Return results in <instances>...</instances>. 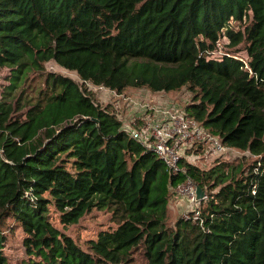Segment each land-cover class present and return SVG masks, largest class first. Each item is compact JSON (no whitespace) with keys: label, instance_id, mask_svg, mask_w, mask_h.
I'll use <instances>...</instances> for the list:
<instances>
[{"label":"trees","instance_id":"trees-1","mask_svg":"<svg viewBox=\"0 0 264 264\" xmlns=\"http://www.w3.org/2000/svg\"><path fill=\"white\" fill-rule=\"evenodd\" d=\"M223 38L243 44L247 61L213 57ZM48 62L81 84L48 74L26 109L0 99V264H11L3 227L23 234L19 264H132L135 254L143 264H264V0H0L4 94ZM88 84L186 88L183 112L255 160L207 171L182 161L171 175ZM186 179L207 199L195 220L170 227V189ZM50 209L64 227L108 210L117 227L81 249Z\"/></svg>","mask_w":264,"mask_h":264},{"label":"rangeland","instance_id":"rangeland-1","mask_svg":"<svg viewBox=\"0 0 264 264\" xmlns=\"http://www.w3.org/2000/svg\"><path fill=\"white\" fill-rule=\"evenodd\" d=\"M232 26L235 30L240 29V26L236 23H233ZM228 44L229 42L226 38L221 39L213 57L218 58L225 54H233L244 62L247 61V55L244 51L245 46L243 44L235 48L229 47ZM48 74L62 75L81 84L75 73L60 68L54 62H48L44 65V69L41 72L31 73L19 89L6 95L4 92L7 93L6 87H8L9 71L7 69H0V99L5 98L8 103L14 105V108L18 107L17 103H19V107L21 106L26 109L38 98V93L44 88V80ZM86 89L92 94V97L99 105L107 106L113 102L109 95L97 86L88 84L86 85ZM124 95L130 98L131 104L129 108L125 109L124 115L121 116L122 122H124L122 125L124 128L129 127L132 130L137 129L141 123L140 119L145 115H151L152 119L155 120L157 116L156 111L162 109L183 111L185 105L191 102V93L186 88L170 93H154L145 88H130L124 91ZM146 105L147 108H144ZM145 109L147 110L146 112ZM23 111L16 112V116L21 115ZM114 113L118 114L116 110H114ZM205 150L206 148L201 145H193L186 152L187 157H195L192 158L195 159L193 161L194 165L204 171L209 170L217 161L219 163H227L230 166L242 165L247 167L255 160L249 153L238 150L227 149L219 154H215V156L206 155ZM178 185L170 189L169 194L166 222L170 227L184 215L193 210L200 211L202 208L201 202H198L193 207L185 195L178 193L176 190ZM50 220L55 227L69 236L81 249H86V242L95 239L100 231L114 230L117 227L112 219V213L108 210H92L90 213L84 215L77 224L64 227L59 223L58 216L54 210L50 209ZM9 225L11 226V224H6V226ZM3 230L7 237L3 252L8 256L11 264H19L25 258L21 245L23 234L17 227H11L10 229L3 227ZM134 257L135 260L132 264H143L139 254H135Z\"/></svg>","mask_w":264,"mask_h":264},{"label":"built area","instance_id":"built-area-1","mask_svg":"<svg viewBox=\"0 0 264 264\" xmlns=\"http://www.w3.org/2000/svg\"><path fill=\"white\" fill-rule=\"evenodd\" d=\"M99 89L104 90L114 103H112L115 110L118 112L117 117L122 122L119 109L121 103L131 104L130 98L124 94H117L114 91L107 90L103 87ZM117 104H120L118 107ZM147 108V105L144 108ZM147 110L145 109V112ZM156 119L153 120L151 115H145L140 119V125L137 129H130L129 127L123 129L128 133L129 137L139 142L146 150L150 151L155 157L160 160L167 172L171 175L184 173L181 162L193 164L195 157H187L186 152L194 145H201L206 148V155L215 156L227 150L220 140L206 131L194 119L187 116L183 111L174 109H162L156 111ZM124 123V122H122ZM231 150V149H228ZM178 193L185 195L192 206H196V186L186 179L181 185L176 187ZM207 199L204 196L201 201ZM199 201V202H201ZM199 211L193 210L192 212L184 215V219L195 220L198 217Z\"/></svg>","mask_w":264,"mask_h":264},{"label":"water","instance_id":"water-1","mask_svg":"<svg viewBox=\"0 0 264 264\" xmlns=\"http://www.w3.org/2000/svg\"><path fill=\"white\" fill-rule=\"evenodd\" d=\"M203 196H204V192L199 187H196V200L198 202L201 201Z\"/></svg>","mask_w":264,"mask_h":264},{"label":"crops","instance_id":"crops-1","mask_svg":"<svg viewBox=\"0 0 264 264\" xmlns=\"http://www.w3.org/2000/svg\"><path fill=\"white\" fill-rule=\"evenodd\" d=\"M112 103H114V102H112ZM116 105H118V107H120V104H117L116 103ZM129 106H130V104H122L121 103V107H120V109H119V114L121 115V116H123L124 115V111H125V109H127V108H129ZM124 118V117H123Z\"/></svg>","mask_w":264,"mask_h":264}]
</instances>
